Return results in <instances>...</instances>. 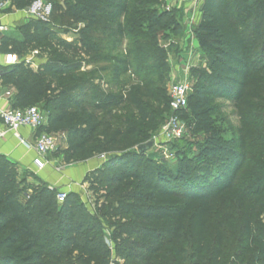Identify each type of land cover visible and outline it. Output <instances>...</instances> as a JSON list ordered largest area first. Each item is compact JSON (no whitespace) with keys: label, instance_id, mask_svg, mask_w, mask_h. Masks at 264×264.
I'll use <instances>...</instances> for the list:
<instances>
[{"label":"trees","instance_id":"1","mask_svg":"<svg viewBox=\"0 0 264 264\" xmlns=\"http://www.w3.org/2000/svg\"><path fill=\"white\" fill-rule=\"evenodd\" d=\"M36 1L11 0V7L23 11ZM46 1L52 5L46 21L21 26L20 38L0 34V53L21 59L3 68L0 81L16 92L11 108L43 104L39 132L66 135L65 165L109 160L85 178L99 193L94 217L76 194L60 204L57 189L40 178L28 194L18 164L0 155V264H111L105 222L123 264H182L189 249L190 264H264V0H204L195 33L209 63L194 72L179 116L187 120L192 106L191 131H205L211 124L197 118L222 103L231 105L239 126L234 141L214 135L199 146L195 161L187 159V174L158 167L138 151L150 117L142 102H163L148 76L167 65L157 36L171 30L175 11L154 9L158 0ZM55 30L75 39H55ZM40 43L52 52L36 70L25 55ZM97 63L121 90L96 91L89 99L97 78L81 70ZM128 75L139 85L128 89ZM167 106L172 116L169 97ZM126 108L135 114H121ZM237 234L256 261L237 251L226 255Z\"/></svg>","mask_w":264,"mask_h":264},{"label":"rangeland","instance_id":"2","mask_svg":"<svg viewBox=\"0 0 264 264\" xmlns=\"http://www.w3.org/2000/svg\"><path fill=\"white\" fill-rule=\"evenodd\" d=\"M203 3L204 0L200 3V7L198 8L199 10L195 16L191 12H186L184 8L176 9L174 13L171 12L173 13L171 15L175 17L173 20H175L174 22L176 23H172L170 28L171 30L166 29L160 30L158 32L157 42L159 46L166 52L167 65L159 73L156 75H149L148 78L151 79L152 89L156 92L157 96H161L160 98L163 100V102L161 106L154 102V100L142 102L143 107L150 115L149 119L144 121L141 126L143 134L148 137V140L144 144L154 142V147L146 152V157L158 167L167 165L173 169L178 168L179 171L182 169L181 172L184 171L183 173H186L187 171L190 173V170H187L186 167H184L187 166V159H194V157L199 154V146L209 145L205 144L207 139L212 140L216 137L217 139L224 141H234L236 138L235 129L239 126L238 117L231 105L218 103L217 105L219 107H215L214 111L209 112V116L197 118L198 121H207L208 124L210 123L211 126L207 130L214 129L215 133H208L207 130L201 132L197 130L192 132L191 128L194 127L195 122H192V118L194 116L191 115L192 113L190 112H193L195 108L191 106L188 116L189 118L184 121L181 119L183 124L186 125L187 130L184 138L178 141L168 142L163 136L164 127L171 117V112L168 110L167 106L169 90L171 86L174 83L183 80L184 78H188L192 84H194L196 80L195 77H193L194 72L198 71V69L207 70L208 67V54L198 41L195 33L202 19ZM153 8L159 12L161 11L159 4ZM51 9L52 5L46 0H38L30 8L23 11H18L12 8L10 2L6 9H4L3 13L6 15H14L13 22L11 25H9V29H14V31L8 32L6 34H11V36H17L20 38L18 30L21 26L27 24L32 19L46 21L50 15ZM192 16H194V23L192 26L193 36L190 37V35L187 36L186 34V21ZM53 38H60L68 42H72L75 39V35L73 33L64 34L59 30H55L53 33ZM124 48L125 45L122 50H124ZM51 52L52 51L47 44L40 43L37 50L31 49L27 52L25 59L30 60V66L37 70L41 65L48 62V60L51 58ZM189 56L191 57L190 64H193V67L190 68L188 72H186V60ZM105 66L106 65L104 63H97L94 66L83 67L81 70V72H92V74H94V76L97 78L93 81L95 89L91 90L88 94L89 99L92 98L91 96H93L96 91L102 93H118L121 90V83L114 82L109 72L101 71V69ZM123 80L128 84V89L133 85H139V82L131 75L126 76ZM127 88L124 90H128ZM34 107L40 110L43 117V123L45 124L47 113L43 104H35ZM125 113H127V116L135 114L131 108H126L123 112H121V114ZM214 135L215 137H213ZM63 143L64 141L62 140L61 144ZM64 151V147H60L56 153L47 157L49 161H59V164H55L53 168L58 173L62 174H65L64 172L66 170L72 168L71 166L65 165L62 161ZM203 158H207V156ZM108 160L109 156H101L94 158L92 161L100 162L103 166L108 162ZM19 170V178L20 180H24L25 183L23 186H25V190L28 192V194H31L33 189L41 183L38 177L39 174L36 172L23 170L21 168ZM73 188L74 189H71L73 191L58 189L57 192L59 193L65 191L67 195L76 194L80 203L84 204L86 210L92 216L96 217V201L98 200L99 193L91 189L89 183L85 182V179L75 184ZM27 199L28 198L25 196L20 197V200L23 203L26 202ZM101 202H103L102 199L100 203ZM101 226V228L104 229V243L110 250L109 256L111 258V262L114 261L116 264H123V259L121 255L116 252L115 245L112 242L113 229L111 228V224L105 222L101 224ZM187 243L189 247V242L187 241ZM236 251L239 252V256H249L248 260L250 261L257 260L254 257L255 255H247L245 253V245L238 234L231 237L230 243L227 247L226 255L233 256ZM190 256L191 251L189 249L182 264H190ZM251 256H253L252 259ZM172 260L174 261L173 256ZM255 264H257V262H255Z\"/></svg>","mask_w":264,"mask_h":264},{"label":"built area","instance_id":"3","mask_svg":"<svg viewBox=\"0 0 264 264\" xmlns=\"http://www.w3.org/2000/svg\"><path fill=\"white\" fill-rule=\"evenodd\" d=\"M202 1L203 0H158V3L161 12L171 13L176 9L184 8L186 12H191L195 16ZM10 2L11 0H0V14L3 13ZM194 16L188 18L186 21V34L187 36L190 35V37L193 36L192 26L194 23ZM5 30L6 27L0 25V32ZM190 59V56L187 57L186 72L193 67V64H190ZM20 62L21 59L16 54L0 53V67H11ZM25 62L30 64V60L28 59H25ZM192 88V82L188 78H184L174 83L169 90L170 109L173 114L167 121L163 130V136L168 142L181 140L186 135V125L183 124L179 115L188 107V99L193 92ZM0 123L5 128L4 131H0V138H4L7 132H12L19 137V131L22 128H30L36 133L35 144L33 146L36 157L33 164L39 171L47 168V157L56 153L60 148L62 140L64 141V139L67 138L64 133L47 134L39 132L44 123L42 114L36 107L25 109H13L10 107L5 110H0ZM66 198V192H59L57 195V201L60 204L65 202ZM111 264H116V262L112 261Z\"/></svg>","mask_w":264,"mask_h":264},{"label":"crops","instance_id":"4","mask_svg":"<svg viewBox=\"0 0 264 264\" xmlns=\"http://www.w3.org/2000/svg\"><path fill=\"white\" fill-rule=\"evenodd\" d=\"M13 16L14 15H6L4 13L0 14L1 26L7 27L5 32H0L1 35L11 36V34L6 33L14 31V29H9V25L12 24L14 19ZM12 37L18 38L17 36ZM2 71L3 67H0V77ZM15 97V90L13 88L2 86L0 81V110H5L12 107L14 105ZM4 130L5 128L0 123V131ZM35 139L36 133L30 128H22L19 131V137L14 135L12 132H7L4 138H0V155L5 156L12 162L18 164V166L23 170L38 173V177L43 182L57 190L60 189L65 191H73L71 189H74L73 187L75 184L84 180L89 172L99 169L102 166V163L92 161L94 160L92 159L85 163L70 165L72 168L66 170L64 172L65 174H62L58 173L53 168L55 164H59V161H49L47 159V168L45 170L39 171L33 164V161L36 157V153L33 149ZM67 145L66 138L64 139V143L60 144V147H64V150H66Z\"/></svg>","mask_w":264,"mask_h":264},{"label":"water","instance_id":"5","mask_svg":"<svg viewBox=\"0 0 264 264\" xmlns=\"http://www.w3.org/2000/svg\"><path fill=\"white\" fill-rule=\"evenodd\" d=\"M1 25V24H0ZM154 147V142H149L147 144H144L138 148L139 153L143 154L145 152H148Z\"/></svg>","mask_w":264,"mask_h":264}]
</instances>
